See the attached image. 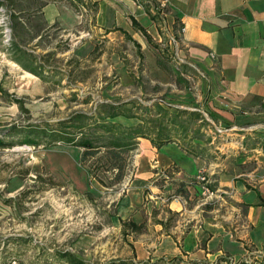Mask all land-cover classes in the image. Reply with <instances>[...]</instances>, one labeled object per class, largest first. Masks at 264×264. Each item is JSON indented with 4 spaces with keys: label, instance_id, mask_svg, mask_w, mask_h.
I'll return each instance as SVG.
<instances>
[{
    "label": "rangeland",
    "instance_id": "374dc122",
    "mask_svg": "<svg viewBox=\"0 0 264 264\" xmlns=\"http://www.w3.org/2000/svg\"><path fill=\"white\" fill-rule=\"evenodd\" d=\"M0 1L4 3L0 7V79L8 75L14 63L7 54L12 42L30 53L36 61L32 68L41 67L45 76V83L41 81L42 94L20 102L0 87V264H71L70 257L77 264H209L185 259L138 258L131 244L140 235L147 241L154 240L149 230L156 222L153 219L150 224L151 217L143 205L124 219L139 223L138 229L124 226L121 221L120 205L126 195L138 143L124 155L127 163L124 178L112 186L117 172L114 162L102 157L104 149L80 166L82 149L77 147L62 143L49 146L46 139L30 133V138L39 143H22L34 129L41 134V129H57L60 122L72 119L70 124L74 125L86 118L78 138H91L95 145H103L108 136L98 124L115 122L123 127L135 126L141 124V118L144 122L157 118L158 110H162L190 130L189 141L208 161L223 160L234 150L235 137L230 128L216 122L212 113L197 106L196 96L203 94L197 85L202 78L199 73L190 68L186 75L173 48L149 43L141 50L123 34L108 35V39L96 44V51L90 57L78 58L70 38L57 25H45L34 11L39 4L50 0ZM134 1L156 13V23L163 31L161 12L167 13L166 0ZM14 16L25 24L21 23L23 28L17 31L13 26L17 22ZM84 19L87 23L79 30H87L96 39L105 35L90 31L88 24L95 25L96 13L90 10ZM13 102L18 107L15 116L7 107ZM108 107L114 111L106 112L130 110L138 119H107L102 112ZM91 120H97V124L93 125ZM243 126L246 129L237 133L244 138L237 137V144L264 148L263 141L247 133L251 127ZM253 154L257 156L250 153ZM242 155L246 156L244 151L239 155L240 163L245 159ZM255 163L253 157L241 169L251 168ZM110 164L113 169L103 170ZM90 167L92 176L87 173ZM177 221L178 218H173L163 226L167 230Z\"/></svg>",
    "mask_w": 264,
    "mask_h": 264
},
{
    "label": "crops",
    "instance_id": "0c3cea01",
    "mask_svg": "<svg viewBox=\"0 0 264 264\" xmlns=\"http://www.w3.org/2000/svg\"><path fill=\"white\" fill-rule=\"evenodd\" d=\"M89 1L97 5V12L95 25L88 26L91 33L105 34L100 39L79 30L87 20L63 2L46 1L37 14L45 25H57L70 38L78 58L90 57L96 44L110 34H123L141 50L149 43L173 48L186 75L193 69L202 77L197 83L203 93L196 96L197 106L212 113L235 137L231 155L215 162L201 153L187 154L178 141L156 147L140 139L120 205L122 222L142 205L150 224L156 219L149 230L154 240L140 235L131 244L138 258L264 264V148H248L236 139L244 138L237 132L248 124L247 133L264 142V0H166L167 13L161 12L164 33L157 19L134 0ZM7 73L0 87L15 101L42 94L44 85L38 77L14 63ZM7 107L12 116L18 113L14 102ZM242 151L246 156L240 163ZM253 157V167L242 170L241 165ZM154 166L166 170L170 179L159 178ZM200 171L211 195H203L195 180ZM76 178L80 180V175ZM173 218L179 221L166 230L163 223Z\"/></svg>",
    "mask_w": 264,
    "mask_h": 264
},
{
    "label": "trees",
    "instance_id": "16d2710c",
    "mask_svg": "<svg viewBox=\"0 0 264 264\" xmlns=\"http://www.w3.org/2000/svg\"><path fill=\"white\" fill-rule=\"evenodd\" d=\"M57 2H63L67 4L75 13L81 14L82 16L85 15L88 11L92 10L95 14L97 12V5L95 3L90 2L89 0H53ZM46 3V2H45ZM39 4L35 8V13H40V10L42 6L45 4ZM4 3L0 2V7L3 6ZM139 5L141 3L139 2ZM144 9L148 15H150L151 19H156L150 11L149 6H144ZM17 20L15 24H13L14 29L23 28L21 22H19V18H16L14 16V20ZM135 24V23H134ZM135 29L139 30L145 38L149 39L146 33L143 31L142 28H140L138 25H134ZM9 60L14 62L16 65H18L22 70L31 73L32 75L38 77L43 83H45V76H44V69L41 70V67H39V70H36L35 68H32V64H36V61L34 58L30 56V53L24 51L22 47H19L15 43L10 44L9 52ZM109 109H114L112 107H108L105 110H103V114L106 113L105 117L107 119H116V118H125V119H138V117L133 114L130 110H121L116 112H106L110 111ZM158 117L148 119L144 122L143 118L140 119L141 124H137L135 126L130 127H123L119 123L115 122H109L106 124H98L102 130H104L105 134L108 136V140L103 145H95L91 138H84L79 139L77 136V133L82 130L80 127L84 122V120H87L86 118L83 120L78 121L77 124L71 125L74 120L69 119L65 122H60L57 125V129H53L50 131H46L45 129H41L40 131H43L41 134L38 132V129H34L35 131L28 132V136L25 140H23V144H31L35 145L38 144V140H33L30 138V135H40L41 139H46L48 142L47 144L49 146L54 145L56 143H62L66 146L71 147H77L79 149H82V152L80 154L78 163L80 166H85V163L99 155L100 149H104V154L102 157L105 156L107 162L112 163L114 162V169L117 172L116 175L113 178V182L110 183V185H114L115 183L120 182L124 176L126 171V157L124 155H127L130 151L134 149V147L137 145L138 139H147L149 140L154 146L161 147L167 143L171 142H179V145L181 148L189 155H192L194 157H199L200 152L197 151V149L193 146H191L189 140V134H187L190 130L188 128H185L182 124H179L176 122V119H174L172 116H168L166 112L162 110H158ZM194 117L201 119L200 115L194 114ZM81 118V117H80ZM97 120H94L92 122L93 125L97 124ZM71 123V124H70ZM91 124V123H88ZM86 124V125H88ZM40 129V128H39ZM30 133V135H29ZM82 134V133H80ZM82 137H84L82 135ZM2 142H0L1 144ZM2 145V144H1ZM111 164L108 167H105L103 170L109 171L113 169L110 167ZM87 173L91 174V167L87 168ZM94 177V176H93ZM122 224L125 226L130 225L134 228H139L132 222H122ZM64 258L65 255H63ZM62 256V257H63ZM69 261L71 264H77L75 262V259L69 258ZM74 261V262H73Z\"/></svg>",
    "mask_w": 264,
    "mask_h": 264
},
{
    "label": "built area",
    "instance_id": "2783aa9c",
    "mask_svg": "<svg viewBox=\"0 0 264 264\" xmlns=\"http://www.w3.org/2000/svg\"><path fill=\"white\" fill-rule=\"evenodd\" d=\"M183 32H184V29L181 28L180 33H183ZM153 168H154V170L157 169L156 175L159 178L164 179V180L170 179V174L166 170L159 169L157 166H154ZM195 180L198 183H200L203 195H205V196L211 195L209 188H208V182H207L206 177L204 176L203 171L199 172V174L195 177ZM173 199H178V198L174 197Z\"/></svg>",
    "mask_w": 264,
    "mask_h": 264
}]
</instances>
